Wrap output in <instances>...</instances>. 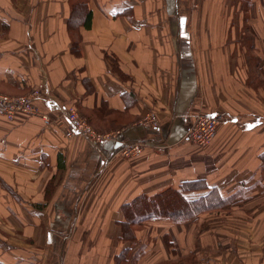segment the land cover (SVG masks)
<instances>
[{"label":"crops","instance_id":"obj_1","mask_svg":"<svg viewBox=\"0 0 264 264\" xmlns=\"http://www.w3.org/2000/svg\"><path fill=\"white\" fill-rule=\"evenodd\" d=\"M88 6L89 25L72 28V0H0V92L40 89L37 104L53 118L46 124L41 115L0 114V211L12 212L16 227L47 229L30 240H43L42 254L0 238V264H264L263 216L162 217L142 222L136 239H123L121 225L125 203L185 181L208 185L188 197L217 187L223 196L237 194L230 206L257 202L264 184V0ZM70 106L94 116L99 131H119V140L67 136ZM149 113L157 127L141 124ZM197 115L220 117L204 146L187 135ZM117 123L124 124L111 126ZM122 140L145 149L126 157ZM54 175L60 181L46 200ZM235 227L245 229L229 230Z\"/></svg>","mask_w":264,"mask_h":264},{"label":"trees","instance_id":"obj_2","mask_svg":"<svg viewBox=\"0 0 264 264\" xmlns=\"http://www.w3.org/2000/svg\"><path fill=\"white\" fill-rule=\"evenodd\" d=\"M89 0H72V19L70 27L79 28L81 23L89 25L91 22V10L88 6ZM75 39V38H74ZM78 41L74 40V48H77ZM76 53L77 50H76ZM88 121L98 130L99 125L95 123L94 116L80 111ZM124 123H117L111 126H120ZM109 126V127H111ZM102 131V130H101ZM264 159V153L262 154ZM60 167L64 163H59ZM208 189L205 181H185L178 187L168 188L154 196L141 194L123 205L125 220L121 222L123 239H136L137 231L141 223L157 218H167L174 222H185L199 217L204 212L221 209L237 200V194L223 196L217 187H212L201 196L188 197L185 192L196 189ZM55 189L53 180L48 183L46 196L49 199Z\"/></svg>","mask_w":264,"mask_h":264},{"label":"built area","instance_id":"obj_3","mask_svg":"<svg viewBox=\"0 0 264 264\" xmlns=\"http://www.w3.org/2000/svg\"><path fill=\"white\" fill-rule=\"evenodd\" d=\"M41 95L40 89H34L22 96H12L0 92V114L9 119H14L21 113L41 115L46 124H51L52 116L49 113H44L37 104ZM66 114L69 121V125L65 128L67 136L83 135L99 144L119 140L121 134L119 131H98L75 106H70ZM142 123L155 127L159 125L155 113L147 114ZM219 123L218 115H197L189 125L187 135L194 143L202 146L207 145L214 138ZM121 144L119 150L126 157L140 154L145 149L144 143L140 141L122 140Z\"/></svg>","mask_w":264,"mask_h":264},{"label":"rangeland","instance_id":"obj_4","mask_svg":"<svg viewBox=\"0 0 264 264\" xmlns=\"http://www.w3.org/2000/svg\"><path fill=\"white\" fill-rule=\"evenodd\" d=\"M1 93H5V92H1ZM5 94H9V93H5ZM9 95H11V94H9ZM12 96H15V95H12ZM145 116L142 118L141 124L148 126V125L142 123ZM94 128L97 129L95 126H94ZM100 132H104V131H100ZM262 159H263V157H262ZM58 178L59 177L57 175H54V178L52 179L54 182V185H55V182L60 179V178L59 179ZM55 187H56V185H55ZM261 188H262V190L260 191V195L255 197L257 199V202H253V203L249 204L248 206H245L244 203L242 202V204H238L235 206H227V207L217 209L214 211L204 212L202 215H206L208 213H219V214H221V216H220L221 219H231L234 221H242V219H245V218L250 220L253 218H258V216L264 217V184L262 185ZM47 189H48V184H47V188H46V193H47ZM250 198H253V197H250ZM45 199L48 200L47 196H45ZM239 202H241V201L239 200ZM66 214H68V217L71 220V223H73V221L75 219L74 218L75 215L74 214L71 215L70 213H66ZM13 215L14 214L12 212L2 213V211H0V238L3 237L2 239L4 241L9 242V244H7V242H6L5 245H11V243H12L14 246H20V247L27 249V250L29 249L28 252H30V253H32L33 250H36L39 248V251L41 252V254L44 253L45 252L44 251L45 246L43 244V240L40 244H38V241H37V244L36 243L32 244L33 242H30V240H32V237H33V234H35L34 233L35 231H32V230L28 231L27 229H25L21 226L16 227V225L14 224L15 222L14 221L12 222V220H14V218H15ZM31 215H33V213H31V212L29 214H27V216L29 218H31ZM197 218L192 219V220H188L185 222H179V223L190 222V221L196 220ZM262 219H264V218H262ZM9 220L11 221L10 223H9ZM174 223H178V222H174ZM244 229L245 228H240V227H235V229L229 228V230H231V231H236V230L237 231H244ZM253 229H255L256 231H260V228H253ZM44 230H47V229H42V233H39V234L36 233L37 235L36 234L35 235L37 237L44 236V234H45V233L43 234ZM220 230L221 229H219V231ZM69 233H70V231H69ZM42 239H43V237H42ZM44 258H46V257H44ZM59 261L60 260L57 259L56 264H59Z\"/></svg>","mask_w":264,"mask_h":264}]
</instances>
